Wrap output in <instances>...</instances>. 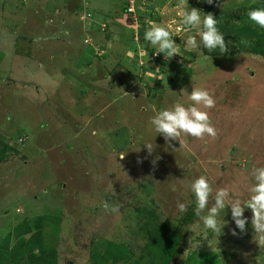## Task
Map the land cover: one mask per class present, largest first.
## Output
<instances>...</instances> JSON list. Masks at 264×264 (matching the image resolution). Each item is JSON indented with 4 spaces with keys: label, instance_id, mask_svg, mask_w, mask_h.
Returning <instances> with one entry per match:
<instances>
[{
    "label": "rangeland",
    "instance_id": "1",
    "mask_svg": "<svg viewBox=\"0 0 264 264\" xmlns=\"http://www.w3.org/2000/svg\"><path fill=\"white\" fill-rule=\"evenodd\" d=\"M135 3L0 0V242L147 264L149 222L172 264H264V0Z\"/></svg>",
    "mask_w": 264,
    "mask_h": 264
},
{
    "label": "trees",
    "instance_id": "2",
    "mask_svg": "<svg viewBox=\"0 0 264 264\" xmlns=\"http://www.w3.org/2000/svg\"><path fill=\"white\" fill-rule=\"evenodd\" d=\"M122 1L124 5L121 8L124 11L125 19L131 22L130 14L126 13L127 3L125 0ZM134 13L136 17V10ZM137 21L139 20L137 19ZM164 49L166 50V48ZM164 49H161L160 53H163ZM251 52L264 58V31L254 41ZM2 157L3 155L0 152V159ZM30 227L27 222H23V224L16 226L15 231L12 233L9 231L5 235L0 242V264H59L57 249L47 246L44 241L42 242L41 231H31ZM36 227H41L40 221L36 222ZM168 231L164 224L157 226L149 222L144 224L142 236L146 238L143 249L148 256L147 264H172V258L177 248L176 237ZM29 232H31L30 235L28 234ZM13 240L14 243H12ZM98 256L100 262L102 258L108 260L112 258L113 261H116L119 258L127 257V253L123 246L116 243H108L104 252L98 254ZM190 264H193V262H190Z\"/></svg>",
    "mask_w": 264,
    "mask_h": 264
},
{
    "label": "built area",
    "instance_id": "3",
    "mask_svg": "<svg viewBox=\"0 0 264 264\" xmlns=\"http://www.w3.org/2000/svg\"><path fill=\"white\" fill-rule=\"evenodd\" d=\"M126 3H127V6H126V12H128L130 14V16L132 17L133 20L136 19L135 17V8H134V0H125Z\"/></svg>",
    "mask_w": 264,
    "mask_h": 264
},
{
    "label": "clouds",
    "instance_id": "4",
    "mask_svg": "<svg viewBox=\"0 0 264 264\" xmlns=\"http://www.w3.org/2000/svg\"><path fill=\"white\" fill-rule=\"evenodd\" d=\"M126 13H128V12H126Z\"/></svg>",
    "mask_w": 264,
    "mask_h": 264
}]
</instances>
